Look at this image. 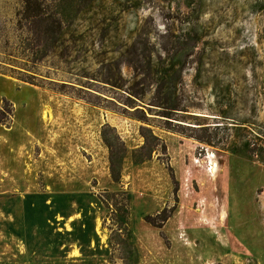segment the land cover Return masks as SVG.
Masks as SVG:
<instances>
[{
	"label": "rangeland",
	"instance_id": "obj_1",
	"mask_svg": "<svg viewBox=\"0 0 264 264\" xmlns=\"http://www.w3.org/2000/svg\"><path fill=\"white\" fill-rule=\"evenodd\" d=\"M0 264H264V0H0Z\"/></svg>",
	"mask_w": 264,
	"mask_h": 264
},
{
	"label": "trees",
	"instance_id": "obj_2",
	"mask_svg": "<svg viewBox=\"0 0 264 264\" xmlns=\"http://www.w3.org/2000/svg\"><path fill=\"white\" fill-rule=\"evenodd\" d=\"M135 109H137L135 112H142L138 107ZM148 110L150 112L151 109ZM163 118L167 119L166 116ZM141 122L149 126L147 118L141 119ZM140 135L144 139V145L140 149L134 151L132 155L134 164L142 165L151 161L154 155L161 152L164 154L166 153L167 150L163 141L156 137L148 127H142ZM102 140L109 153L111 177L115 182H118L120 180L124 160L128 154V149L117 131L109 125L103 128Z\"/></svg>",
	"mask_w": 264,
	"mask_h": 264
},
{
	"label": "bare ground",
	"instance_id": "obj_3",
	"mask_svg": "<svg viewBox=\"0 0 264 264\" xmlns=\"http://www.w3.org/2000/svg\"><path fill=\"white\" fill-rule=\"evenodd\" d=\"M211 161L214 164V168L212 169L211 173L215 176L216 170H217V163L215 161V157H211Z\"/></svg>",
	"mask_w": 264,
	"mask_h": 264
}]
</instances>
